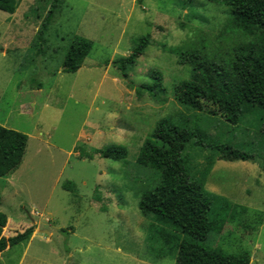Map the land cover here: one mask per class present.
I'll use <instances>...</instances> for the list:
<instances>
[{"label":"rangeland","instance_id":"rangeland-1","mask_svg":"<svg viewBox=\"0 0 264 264\" xmlns=\"http://www.w3.org/2000/svg\"><path fill=\"white\" fill-rule=\"evenodd\" d=\"M11 3L12 10L0 7V124L29 139L19 167L0 177L2 235L32 232L0 251V264H175L176 249L168 252L160 225L138 205L141 188H153L159 174L136 163L156 122L168 116L256 154L228 161L212 149L185 151L207 190L247 208L206 243L232 254L249 251L250 264H264L261 116L230 125L178 104L174 85L189 77V66L168 50L190 44L222 55L237 43H260V33H243L229 8L210 0H63L41 41L48 1ZM144 35L150 44L122 77L114 60ZM76 36L91 40L92 49L76 72H64ZM152 72L162 78L150 93L139 86L157 82ZM250 97L264 105L262 94ZM116 145L128 150L126 162L94 153Z\"/></svg>","mask_w":264,"mask_h":264},{"label":"trees","instance_id":"trees-1","mask_svg":"<svg viewBox=\"0 0 264 264\" xmlns=\"http://www.w3.org/2000/svg\"><path fill=\"white\" fill-rule=\"evenodd\" d=\"M12 1L0 0V7L12 10ZM47 1L50 9L37 35V40L41 41H44L54 14L63 4V0ZM210 1L228 7L243 33L257 38L259 32L261 41L255 40L250 45L234 44L222 55H208L190 44L168 47L179 55L181 64L189 66V77L174 85V99L187 109L220 116L230 125L239 124L249 115L259 114L264 137V105L250 97L253 93L264 96V0ZM150 38V35H144L128 56L114 60L122 77L128 78L136 60L150 44ZM91 49V40L76 36L65 54L63 71L76 72ZM151 77L158 79L157 82L142 84L139 88L153 93L162 75L152 72ZM28 139L27 134L0 124V177L10 175L19 167ZM190 145L216 150L222 159L228 161L256 159L253 152L211 137L198 125L192 126L184 119L171 116L162 117L156 122L151 138L142 143L136 158L138 166L159 174V182L153 188H141L138 204L141 215L160 225L158 233L168 246V252L177 251L175 264H250L249 251L232 254L206 243L210 234L221 233L237 212H246L247 208L207 190L202 181L193 177L189 156L185 153ZM94 153L122 162H126L128 156V150L121 145L97 149ZM208 173L203 174L205 179ZM6 223L7 215L0 211V251L26 241L32 232L29 228L4 237Z\"/></svg>","mask_w":264,"mask_h":264}]
</instances>
